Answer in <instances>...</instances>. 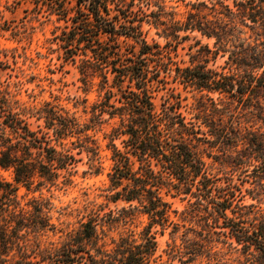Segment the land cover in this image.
Masks as SVG:
<instances>
[{
  "label": "trees",
  "instance_id": "1",
  "mask_svg": "<svg viewBox=\"0 0 264 264\" xmlns=\"http://www.w3.org/2000/svg\"><path fill=\"white\" fill-rule=\"evenodd\" d=\"M43 2L48 16L60 23L50 43L59 57L75 65L83 84L98 79L101 94L88 123H79L73 115L48 110V103L38 110L23 106L9 91V83L0 80V170L12 177L10 182L0 179V264H156L152 229L177 228L170 220L175 211L163 195L186 199L189 215L201 226L195 232L198 240L188 241L180 264L202 256L209 261L216 255L210 243L220 238L243 257L241 264H264V216L256 215L253 204L241 202L231 178L210 172L204 159L210 155L201 149L216 148L236 169L252 166L253 178L262 186L264 138L242 133L222 104L262 107L264 0L189 1L181 17L167 0ZM143 25L168 39L165 45L148 42ZM191 33L213 40V50L196 41V55L202 60L180 66L170 41L186 40ZM218 53L228 54L227 71L206 66L208 55ZM8 69L7 50L0 48V77ZM169 82L198 94L193 119L181 112L180 95L166 88ZM160 90L171 91L157 106L154 99ZM32 117L42 126L32 128ZM109 120L114 122L103 133L110 161L104 197L123 205L114 207L115 212L99 205L77 229L42 245L41 238L56 231L48 203L41 196L23 203L19 189L38 191L54 185L62 173L69 182L78 159L68 149L57 148L65 138L75 136L71 144L77 154L97 161L100 146L88 132ZM136 214L147 219L138 240L131 233L109 236L118 223L124 225Z\"/></svg>",
  "mask_w": 264,
  "mask_h": 264
},
{
  "label": "rangeland",
  "instance_id": "2",
  "mask_svg": "<svg viewBox=\"0 0 264 264\" xmlns=\"http://www.w3.org/2000/svg\"><path fill=\"white\" fill-rule=\"evenodd\" d=\"M189 1L194 0H184V2L167 0L166 4L175 7V11L181 17L189 9L186 5ZM142 8L145 9V7ZM149 9L154 10L155 8L150 7ZM57 24L60 23H56L53 16H48V8L43 0H0L2 28L0 48L7 50L8 61L11 65V69L6 72L7 75L3 73L0 80L4 85L9 83V91L25 107L38 110L48 103V110L52 109L61 116L67 113L73 115L79 123H88L92 106L98 102L101 94L97 86L98 79L83 84L75 65L59 57L60 51L50 43L52 37L59 33V30L55 29ZM142 29L148 42H156L163 46L168 40L157 35L155 30L147 25H143ZM196 41L199 45H207L213 50V40H208L198 33H191L186 40L178 39V43L170 41L172 46H175L172 57L180 66L197 64L202 60L196 55L198 49ZM227 55L222 53L214 56L208 55L206 66L217 70L224 68V71H227L229 68L226 65ZM166 88L173 89L174 93L180 95L181 112L186 119H193V113L197 112L195 107L198 94L172 82H169ZM170 91L160 90L156 93L155 104L159 106ZM222 106L228 108L234 115V125L239 127L242 133L250 131L255 136L264 138V100L262 107L258 110L252 107L236 106L235 103L232 105L223 103ZM28 122L32 128H36L37 125L42 126V122L33 117L29 118ZM113 122L114 120H109L88 132L100 146L97 161H90L89 156L83 152L77 154V148L71 144L76 140L75 136L59 141L62 144L57 148L68 149L78 159L74 171L68 177L69 182L65 181L67 175L62 173L54 185L48 184L38 191L32 188L29 192L23 188L19 189L18 196H23V203L31 197L39 196L48 203V217L56 227V231L46 233L41 238L42 245L47 246L51 242H57L65 231L77 229L79 222L90 215L91 211L97 210L99 205H104L105 211L112 209L114 212V207L120 208L123 205L121 202L117 204L107 202L104 197L108 184L106 173L110 168V161L108 160L109 152L105 149L107 140L103 139V133L108 132ZM51 133V130H48V135L52 138L51 144H53L55 142ZM238 148L241 149V146ZM201 149H205V153L210 155V158L204 156L210 172L231 178L232 183L239 189L241 202L244 205L253 204L255 211L258 210L256 215L264 216V179L262 186L259 187L253 178L252 166L243 165L241 169H236L231 166V159L223 156L216 148L210 149L203 146ZM250 163L255 162L251 160ZM91 164L94 167L90 166ZM95 168H98L96 174L94 173ZM0 179L10 182L12 180L10 172L0 170ZM163 197L175 211V213H170V220L177 224V228L173 229L171 225H167L163 231L158 226L152 229L157 244L156 264H180L179 259H185L184 252L188 241L198 240L195 232L201 230L200 222L189 215L190 208L186 199L181 196L163 195ZM146 223L147 219L144 215L136 214L126 224L118 223L109 236L117 239L120 234L131 233L138 240ZM106 241L109 248L110 241L109 239ZM225 241L229 242L220 238L210 243L216 255H212L209 261L202 256L191 264L243 263V257L238 252L230 250L228 244L224 243Z\"/></svg>",
  "mask_w": 264,
  "mask_h": 264
}]
</instances>
